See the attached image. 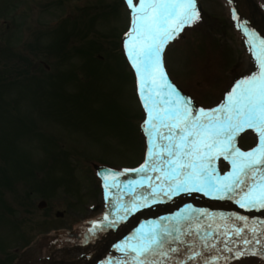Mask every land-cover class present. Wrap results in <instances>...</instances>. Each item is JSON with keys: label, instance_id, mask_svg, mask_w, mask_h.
Returning a JSON list of instances; mask_svg holds the SVG:
<instances>
[{"label": "rangeland", "instance_id": "obj_1", "mask_svg": "<svg viewBox=\"0 0 264 264\" xmlns=\"http://www.w3.org/2000/svg\"><path fill=\"white\" fill-rule=\"evenodd\" d=\"M195 5L207 20L192 19L182 40L163 55V83L169 96L173 91L185 102L186 118L214 112L234 93L251 96L264 88V52L240 28L226 2L196 0ZM129 19L122 0H0V196L6 204L0 210L19 227L15 236L13 224L0 214L1 252L13 244L21 251L36 241L26 260L37 262L48 230L54 247L71 245L57 233L79 223L85 237H93L89 221L107 205L91 165L130 172L140 162L138 124L145 121L146 110L131 62ZM40 44L47 50H40ZM247 135L238 140L243 149L256 143L254 135ZM19 162L33 167L35 182L31 170L22 173ZM46 176L48 183L38 187ZM42 199L45 210L37 206ZM241 241H232V247ZM186 247L187 257L166 243L148 259L159 251L168 263L176 258L186 262L200 248L206 254L210 250L193 241Z\"/></svg>", "mask_w": 264, "mask_h": 264}, {"label": "bare ground", "instance_id": "obj_2", "mask_svg": "<svg viewBox=\"0 0 264 264\" xmlns=\"http://www.w3.org/2000/svg\"><path fill=\"white\" fill-rule=\"evenodd\" d=\"M149 151L151 152V150H149ZM107 219L108 218H106V214H105V215H103L101 221L105 223V222H107ZM81 225H82V223H79L76 226L75 230H78L81 227ZM98 232L102 234L103 232H108V231L105 228H101V230H98ZM98 232H97V234H99ZM134 232H135V230H133V232H132V229H131V230H129L128 235H126L125 237H121L122 236L121 235L119 238H113L112 245L110 246L109 251L112 252V253L117 251L116 248H119L122 244L126 243L127 240H129L133 236ZM250 239H251L250 240L251 248H259V247L264 248V238L263 237L258 236V235H254ZM257 245H259V246H257ZM68 250L71 251V249H63L62 250V254H63L62 257H61L62 259L68 260V254H69Z\"/></svg>", "mask_w": 264, "mask_h": 264}, {"label": "water", "instance_id": "obj_3", "mask_svg": "<svg viewBox=\"0 0 264 264\" xmlns=\"http://www.w3.org/2000/svg\"><path fill=\"white\" fill-rule=\"evenodd\" d=\"M258 31L260 32V34H262L264 36V29L258 28Z\"/></svg>", "mask_w": 264, "mask_h": 264}]
</instances>
